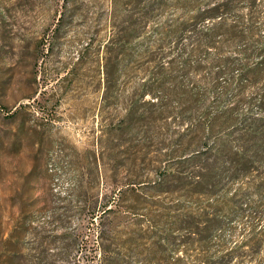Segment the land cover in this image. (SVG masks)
Returning <instances> with one entry per match:
<instances>
[{
  "label": "rangeland",
  "instance_id": "rangeland-1",
  "mask_svg": "<svg viewBox=\"0 0 264 264\" xmlns=\"http://www.w3.org/2000/svg\"><path fill=\"white\" fill-rule=\"evenodd\" d=\"M159 1L147 35L126 46L124 67V53L108 59L107 43L135 9L128 0H0V253L24 264L34 256L103 264L106 242L119 264H168L169 242L151 251L139 232L167 230L170 207L185 202L169 192L180 191L175 180L159 185L164 193H147L180 154L183 129L122 120L151 30L182 14L181 0ZM263 196L249 189L242 203ZM249 219L227 226L228 242L248 232ZM218 251L213 243L212 255Z\"/></svg>",
  "mask_w": 264,
  "mask_h": 264
},
{
  "label": "trees",
  "instance_id": "trees-1",
  "mask_svg": "<svg viewBox=\"0 0 264 264\" xmlns=\"http://www.w3.org/2000/svg\"><path fill=\"white\" fill-rule=\"evenodd\" d=\"M128 3L133 13L107 43L108 59L115 50L117 57L124 53V67L126 46L147 35L146 24L160 7L159 0ZM179 3L182 14L148 36L139 56L147 61L143 77L122 120L183 129L180 154L163 166L147 193H164L159 185L175 180L180 191L169 192L185 202L170 207L167 230L141 226L139 237L151 241L155 252L167 240L168 264H264V196L242 203L249 189L264 194V0ZM236 218H250L248 232L228 242L224 233ZM134 239L135 233L128 247ZM213 243L219 251L212 255ZM112 245L100 246L103 264L120 263ZM31 261L43 262L35 256ZM24 262L21 255L0 253V264ZM70 264L85 263L75 257Z\"/></svg>",
  "mask_w": 264,
  "mask_h": 264
}]
</instances>
